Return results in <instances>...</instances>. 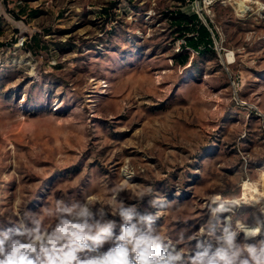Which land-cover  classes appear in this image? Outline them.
<instances>
[{
	"label": "rangeland",
	"instance_id": "1",
	"mask_svg": "<svg viewBox=\"0 0 264 264\" xmlns=\"http://www.w3.org/2000/svg\"><path fill=\"white\" fill-rule=\"evenodd\" d=\"M175 12L207 20L211 52L176 51ZM246 182L264 185V0H0V260L19 242L32 264H140L144 236L160 264H255Z\"/></svg>",
	"mask_w": 264,
	"mask_h": 264
},
{
	"label": "clouds",
	"instance_id": "2",
	"mask_svg": "<svg viewBox=\"0 0 264 264\" xmlns=\"http://www.w3.org/2000/svg\"><path fill=\"white\" fill-rule=\"evenodd\" d=\"M83 214V213H81ZM125 218L131 219L129 214L127 212L121 213ZM142 219H148L150 220L151 217L142 218ZM111 228V225L108 226ZM241 229H243V226H241ZM104 231H107V229H104ZM139 229L133 225L130 228L124 229V236L120 237V239L127 240L129 243H132L133 240L129 239L130 237L135 238L136 232H138ZM250 232L246 231V235H249ZM234 235V234H233ZM233 235H229L227 237V242L231 246ZM95 239V237H93ZM158 237L155 239L141 236L139 238H135V247L134 251H138L139 255L137 257V260L140 261V264H160V261L163 259L162 254H159V243ZM3 241H0V245H2ZM155 245V248L157 249V254L160 255V259L153 261L148 259L149 256L153 254V246ZM143 246V247H141ZM24 245L19 244V242H14L11 246V252L7 256L6 259L0 260V264H32L31 260L25 261V258L23 256H20L17 258V253L24 248ZM31 250V249H29ZM3 249L0 247V252H2ZM247 251L252 255V259L255 261V264H264V259L258 258L255 255V249L248 248ZM240 253V250L238 249L235 253H233L231 258L226 257L225 254L220 253L221 259L227 260V264H233L236 256H238ZM179 255L170 257L168 261H165L164 264H172L174 260H178ZM85 264H130V262L127 260V249L124 247H121L119 249H116L114 252L110 253L107 257H105L103 260H90L86 261ZM208 264H215V261H209ZM241 264H249L248 260L241 261Z\"/></svg>",
	"mask_w": 264,
	"mask_h": 264
},
{
	"label": "trees",
	"instance_id": "3",
	"mask_svg": "<svg viewBox=\"0 0 264 264\" xmlns=\"http://www.w3.org/2000/svg\"><path fill=\"white\" fill-rule=\"evenodd\" d=\"M204 20L206 21V25L208 26V28H210V25L207 20ZM170 21L174 26L176 39L183 40V44L180 45L179 50H181V48H186L195 51L197 54L211 52V50L213 49V40L211 38V34L207 26H205L199 20L196 14L193 13L190 15H186L180 12H175L173 15H170ZM195 21H199L200 24L198 26H193V23ZM192 32L195 34L194 36ZM212 33L213 37L215 38V34L213 31ZM176 59L177 62L185 63L187 57L178 56Z\"/></svg>",
	"mask_w": 264,
	"mask_h": 264
},
{
	"label": "bare ground",
	"instance_id": "4",
	"mask_svg": "<svg viewBox=\"0 0 264 264\" xmlns=\"http://www.w3.org/2000/svg\"><path fill=\"white\" fill-rule=\"evenodd\" d=\"M239 5V4H238ZM245 9V8H244ZM248 10V9H247ZM179 48L177 47L176 48V51L178 50ZM242 197L241 198H243V199H245V200H247V202L249 201V202H252V203H255L256 201H258L259 199H255L254 198V196L255 195H261V200H262V203H261V206H260V208H261V210H260V212L262 213V214H264V185H262V187H261V192H259L258 191V189L255 187V186H252V185H249L247 182L246 183H244L243 184V186H242ZM247 193H249L250 194V197L249 198H247V197H245L246 196V194ZM258 197V196H257ZM215 198V197H214ZM237 198H235V197H230V198H227V199H224L223 200V202H226V203H235V202H237ZM249 204V203H248ZM251 205V204H250ZM229 221V218H226V222H228ZM241 226H243V229L244 230H242V232H244V234L246 235V231L247 232H257V228H249V227H247V226H245V225H241ZM240 226V227H241ZM247 236V235H246Z\"/></svg>",
	"mask_w": 264,
	"mask_h": 264
},
{
	"label": "built area",
	"instance_id": "5",
	"mask_svg": "<svg viewBox=\"0 0 264 264\" xmlns=\"http://www.w3.org/2000/svg\"><path fill=\"white\" fill-rule=\"evenodd\" d=\"M198 18L205 26H207L206 23H205V20L202 17V15L198 14ZM207 28H208V26H207ZM208 30H209V32L211 34V38H212L213 42H215V39L213 37V33H212L211 29L208 28ZM22 43H23V41L21 40V41L17 42V45L22 46ZM177 44H178V48H180V45L183 44V42L179 41V42H177Z\"/></svg>",
	"mask_w": 264,
	"mask_h": 264
}]
</instances>
